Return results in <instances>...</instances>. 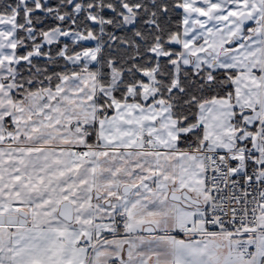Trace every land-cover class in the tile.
<instances>
[{"label":"snow or ice","instance_id":"obj_1","mask_svg":"<svg viewBox=\"0 0 264 264\" xmlns=\"http://www.w3.org/2000/svg\"><path fill=\"white\" fill-rule=\"evenodd\" d=\"M0 264H264V0H0Z\"/></svg>","mask_w":264,"mask_h":264}]
</instances>
